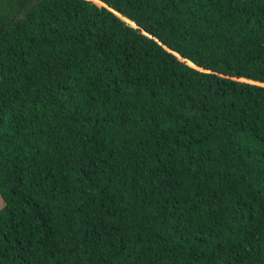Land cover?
Segmentation results:
<instances>
[{"label":"trees","instance_id":"trees-1","mask_svg":"<svg viewBox=\"0 0 264 264\" xmlns=\"http://www.w3.org/2000/svg\"><path fill=\"white\" fill-rule=\"evenodd\" d=\"M0 198V264H264V0H0Z\"/></svg>","mask_w":264,"mask_h":264},{"label":"rangeland","instance_id":"rangeland-1","mask_svg":"<svg viewBox=\"0 0 264 264\" xmlns=\"http://www.w3.org/2000/svg\"><path fill=\"white\" fill-rule=\"evenodd\" d=\"M96 4H98V3H96ZM99 5V4H98ZM2 204H3V202H2V200H1V198H0V207L2 206Z\"/></svg>","mask_w":264,"mask_h":264},{"label":"water","instance_id":"water-1","mask_svg":"<svg viewBox=\"0 0 264 264\" xmlns=\"http://www.w3.org/2000/svg\"><path fill=\"white\" fill-rule=\"evenodd\" d=\"M133 26H135V25H133Z\"/></svg>","mask_w":264,"mask_h":264}]
</instances>
